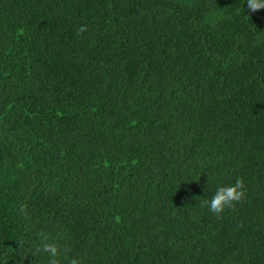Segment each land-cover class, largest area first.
<instances>
[{"label":"trees","instance_id":"16d2710c","mask_svg":"<svg viewBox=\"0 0 264 264\" xmlns=\"http://www.w3.org/2000/svg\"><path fill=\"white\" fill-rule=\"evenodd\" d=\"M42 240L83 264H264V9L0 0V264H49Z\"/></svg>","mask_w":264,"mask_h":264},{"label":"clouds","instance_id":"9594fccd","mask_svg":"<svg viewBox=\"0 0 264 264\" xmlns=\"http://www.w3.org/2000/svg\"><path fill=\"white\" fill-rule=\"evenodd\" d=\"M247 6L251 12H256L257 10L264 9V0H247ZM245 195V181L243 178H237L234 183L218 186L210 199H204V206L219 217L227 209L241 202L245 198ZM62 253L65 264H83L81 257L69 256L68 250L62 248L57 241L48 242L47 240H42L39 245L34 247L31 255L38 258L46 256L49 264H61L60 257Z\"/></svg>","mask_w":264,"mask_h":264}]
</instances>
